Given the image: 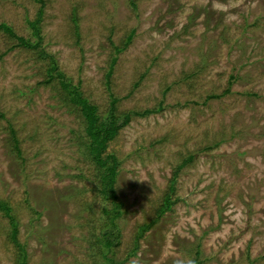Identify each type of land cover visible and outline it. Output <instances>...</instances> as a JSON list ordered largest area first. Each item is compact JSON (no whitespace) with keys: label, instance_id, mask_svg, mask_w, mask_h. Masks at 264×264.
Masks as SVG:
<instances>
[{"label":"rangeland","instance_id":"374dc122","mask_svg":"<svg viewBox=\"0 0 264 264\" xmlns=\"http://www.w3.org/2000/svg\"><path fill=\"white\" fill-rule=\"evenodd\" d=\"M43 2L0 0V23L34 42L26 21L42 10L41 48L100 113L114 46L134 30L110 78L117 112L161 107L133 116L108 146L122 202L115 261L264 264V0ZM14 43L0 31V200L17 218L27 264H97L90 231L110 205L80 146V116L56 80L42 84L50 60ZM172 179L174 204L136 241ZM7 230L0 212V264H15Z\"/></svg>","mask_w":264,"mask_h":264},{"label":"trees","instance_id":"16d2710c","mask_svg":"<svg viewBox=\"0 0 264 264\" xmlns=\"http://www.w3.org/2000/svg\"><path fill=\"white\" fill-rule=\"evenodd\" d=\"M37 3H44L43 0H33ZM134 6L133 0L129 2ZM42 10H39L36 14V18L32 21L27 20V25L31 29V35L35 37V41L32 42L30 38L17 35L13 28L5 23H0V31L7 35L10 39L15 41L12 48H24L38 52V57L41 59H49L50 62L46 68V78L42 81V84H51L52 81L56 80L59 85V94L65 107L74 108L71 111L76 112L81 119L83 125V136L79 135L78 140L80 146L84 148V154L88 157L95 168L98 171V189L97 192L101 195L104 202H108L110 207H105L102 210V214L106 218L105 222L101 227L97 229V232L90 231V238L93 241L90 242V246L99 247L100 261L97 264H123L126 260L115 261L114 250L121 244V231L117 224L118 218L122 213V202L118 199L115 183L118 176L119 161L117 156L113 152L108 151L109 143H111L119 134L120 130L125 128L131 121L133 116L144 117L149 114L158 112L161 109H146L143 112H117V103L119 98L113 95L110 88V78L113 73V67L117 60V55L123 52L130 44L134 30L130 31L126 39L121 43L120 46H114V55L111 57L109 68L105 75V85L109 95V103L103 113L99 112V107L92 103L88 97L83 95L81 91V82L78 81L76 85L68 79L65 74L57 68L56 62L53 57L47 54L41 48V37L39 35L40 29L38 24L41 21ZM3 54H6L4 52ZM1 54V56L3 55ZM138 83L134 84V88L137 87ZM214 95H212L213 97ZM0 117L3 115L0 113ZM76 133V132H75ZM10 143L14 149V152L20 156L21 151L19 148V142L16 137L14 130L10 127ZM192 157L186 159L183 164L179 165L174 173V176L179 169L190 161ZM173 182L169 187L170 193L163 198L162 204L156 211V216L149 223H146L138 228V235L136 241L143 237L144 232L152 228L159 218L167 211H169L174 204L171 199V193L173 192ZM0 212L3 217L6 218L8 224L7 240L16 249L15 264H27L28 255L24 244L19 239V223L16 216L13 214L12 208L8 202L0 200ZM93 238V239H92ZM138 242H135L134 248L128 253V256L135 255ZM198 253V251H197ZM193 264H199L197 260H194Z\"/></svg>","mask_w":264,"mask_h":264}]
</instances>
